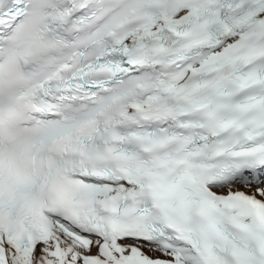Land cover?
I'll return each mask as SVG.
<instances>
[{
    "label": "snow or ice",
    "instance_id": "1",
    "mask_svg": "<svg viewBox=\"0 0 264 264\" xmlns=\"http://www.w3.org/2000/svg\"><path fill=\"white\" fill-rule=\"evenodd\" d=\"M0 264H264V0H0Z\"/></svg>",
    "mask_w": 264,
    "mask_h": 264
}]
</instances>
